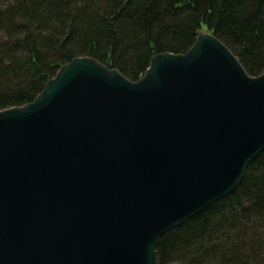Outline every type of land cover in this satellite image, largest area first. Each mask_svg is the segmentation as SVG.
Returning <instances> with one entry per match:
<instances>
[{
    "label": "water",
    "instance_id": "obj_1",
    "mask_svg": "<svg viewBox=\"0 0 264 264\" xmlns=\"http://www.w3.org/2000/svg\"><path fill=\"white\" fill-rule=\"evenodd\" d=\"M264 153V73L213 34L136 82L73 59L0 111V264H157Z\"/></svg>",
    "mask_w": 264,
    "mask_h": 264
},
{
    "label": "trees",
    "instance_id": "obj_2",
    "mask_svg": "<svg viewBox=\"0 0 264 264\" xmlns=\"http://www.w3.org/2000/svg\"><path fill=\"white\" fill-rule=\"evenodd\" d=\"M203 29L249 76L264 73V0H0V111L33 102L60 68L89 57L138 81ZM157 264H264V153L228 196L164 235Z\"/></svg>",
    "mask_w": 264,
    "mask_h": 264
},
{
    "label": "rangeland",
    "instance_id": "obj_3",
    "mask_svg": "<svg viewBox=\"0 0 264 264\" xmlns=\"http://www.w3.org/2000/svg\"><path fill=\"white\" fill-rule=\"evenodd\" d=\"M204 33H207V32L205 31V29H203V31H202V33H201V34H204Z\"/></svg>",
    "mask_w": 264,
    "mask_h": 264
}]
</instances>
